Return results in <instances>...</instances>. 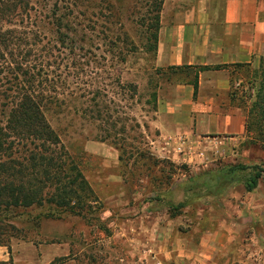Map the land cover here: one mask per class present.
Returning <instances> with one entry per match:
<instances>
[{"label":"rangeland","instance_id":"obj_1","mask_svg":"<svg viewBox=\"0 0 264 264\" xmlns=\"http://www.w3.org/2000/svg\"><path fill=\"white\" fill-rule=\"evenodd\" d=\"M101 1L87 9L79 0H24L28 6L20 4L4 26L42 56L51 86L63 92L45 116L98 203L89 219L20 208L12 221L22 231L0 245V262L51 264L66 256L67 264H264L263 185L247 192L240 183L215 184L211 173L225 163H264V150L246 133L211 134L186 148L158 140L149 124L151 93L163 76L147 30L148 0H117L112 15ZM186 151L196 156L186 159Z\"/></svg>","mask_w":264,"mask_h":264},{"label":"trees","instance_id":"obj_2","mask_svg":"<svg viewBox=\"0 0 264 264\" xmlns=\"http://www.w3.org/2000/svg\"><path fill=\"white\" fill-rule=\"evenodd\" d=\"M79 2L87 9L95 7L94 0ZM101 2L108 15L119 9L117 0ZM147 2L146 11L151 19L147 30L156 46L163 0ZM20 4L23 8L28 6L24 0H0V245H8L11 237L20 236L22 230L12 221L20 208L39 207L37 217L60 218L67 213L89 219L98 203L78 163L45 116V110L63 100L59 98L63 92L51 86L53 82L47 78L48 69L44 68L42 56L35 55V49L30 43H23L15 29L4 28L14 22ZM120 10L121 14L125 12ZM57 24L62 25L63 20L58 19ZM123 36L129 44L133 42L126 32ZM23 44L28 45L22 48ZM208 67L198 66L199 69ZM197 73L192 82L194 92ZM246 77V86L240 83L233 87L231 96L238 97L239 105L246 110L244 124L249 142L264 150V53L257 69L248 72ZM130 88L135 90L136 86L130 83ZM151 98L155 103L156 91L151 93ZM211 173L217 185L240 183L247 192L260 183L264 187V163H225ZM183 206L184 203L179 202L175 208ZM95 222L101 225L100 221ZM67 263L66 256L56 257L51 262Z\"/></svg>","mask_w":264,"mask_h":264},{"label":"crops","instance_id":"obj_3","mask_svg":"<svg viewBox=\"0 0 264 264\" xmlns=\"http://www.w3.org/2000/svg\"><path fill=\"white\" fill-rule=\"evenodd\" d=\"M263 53L260 0H163L155 53L156 75L163 77L149 123L158 140L186 148L202 146L211 134L243 138V107L231 89L257 69ZM188 152L184 158L192 159L195 152Z\"/></svg>","mask_w":264,"mask_h":264}]
</instances>
